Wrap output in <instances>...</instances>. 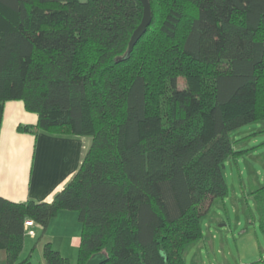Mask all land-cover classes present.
<instances>
[{"label": "trees", "instance_id": "obj_1", "mask_svg": "<svg viewBox=\"0 0 264 264\" xmlns=\"http://www.w3.org/2000/svg\"><path fill=\"white\" fill-rule=\"evenodd\" d=\"M0 0V102L37 114L18 129L90 137L50 200L0 195V248L22 256L61 209L82 224L77 264H186L202 219L229 193L231 131L264 120V0ZM183 78V84L180 79ZM264 232V185L250 191ZM45 264H71L51 241Z\"/></svg>", "mask_w": 264, "mask_h": 264}, {"label": "crops", "instance_id": "obj_2", "mask_svg": "<svg viewBox=\"0 0 264 264\" xmlns=\"http://www.w3.org/2000/svg\"><path fill=\"white\" fill-rule=\"evenodd\" d=\"M37 118L36 113L25 108L22 100L0 102L1 196L16 201L50 200L81 163L87 136L56 135L44 131H39L36 135L18 129L20 124L35 125ZM224 203L225 200L217 204ZM32 228L35 235H28L35 242L41 226L35 223ZM81 230L82 224L75 210H59L38 242L41 244V264H45L42 251L44 242L48 240L71 259L73 249L79 248ZM31 242L26 244L25 241L23 257L33 251L34 242ZM261 247L260 257H257L258 253L250 254L247 258H242L241 264H264V247ZM75 263L71 260V264ZM0 264H7L6 251L3 248H0Z\"/></svg>", "mask_w": 264, "mask_h": 264}, {"label": "rangeland", "instance_id": "obj_3", "mask_svg": "<svg viewBox=\"0 0 264 264\" xmlns=\"http://www.w3.org/2000/svg\"><path fill=\"white\" fill-rule=\"evenodd\" d=\"M180 83H184L183 78ZM230 135L236 152L224 166L229 193L224 205L214 204L203 217L204 236L187 245L186 264H241L250 254L260 257V246L264 247L259 211L250 195L251 190L264 185V120L244 123ZM85 141L86 150L90 137ZM31 240L25 233L26 244ZM39 244L31 252L33 264H41ZM78 251L74 248L71 255L75 264Z\"/></svg>", "mask_w": 264, "mask_h": 264}, {"label": "water", "instance_id": "obj_4", "mask_svg": "<svg viewBox=\"0 0 264 264\" xmlns=\"http://www.w3.org/2000/svg\"><path fill=\"white\" fill-rule=\"evenodd\" d=\"M142 3H143V15H142L140 23L137 25V27L134 29L131 35L127 53H129L132 50L134 44L141 37V35L146 31L147 26L149 25L152 19V11H151V5H150L149 0H142ZM106 258H107V255L104 252L94 253L88 259L86 264H101L103 261L106 260Z\"/></svg>", "mask_w": 264, "mask_h": 264}, {"label": "built area", "instance_id": "obj_5", "mask_svg": "<svg viewBox=\"0 0 264 264\" xmlns=\"http://www.w3.org/2000/svg\"><path fill=\"white\" fill-rule=\"evenodd\" d=\"M35 224L34 220L33 219H27L25 221V233H28L32 236L35 235V230L32 228V226Z\"/></svg>", "mask_w": 264, "mask_h": 264}]
</instances>
